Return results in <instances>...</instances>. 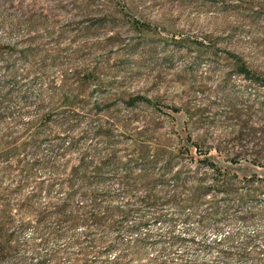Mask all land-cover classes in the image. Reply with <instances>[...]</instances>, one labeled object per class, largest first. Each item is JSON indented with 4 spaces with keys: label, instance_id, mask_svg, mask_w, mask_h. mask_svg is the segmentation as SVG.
<instances>
[{
    "label": "rangeland",
    "instance_id": "1",
    "mask_svg": "<svg viewBox=\"0 0 264 264\" xmlns=\"http://www.w3.org/2000/svg\"><path fill=\"white\" fill-rule=\"evenodd\" d=\"M236 58L257 79L237 73ZM62 84L75 97L74 109L61 107V97L55 99L40 151L47 154V142L56 144V126L69 128V135L64 129L58 132L64 137L56 146L61 151L69 136L76 138L72 153L64 157L69 166L81 156L90 170L103 162V136L94 135V128L105 120L129 124L125 134L157 121L156 128L150 126L151 136H161L156 142L176 141L178 132L185 136L187 121L192 139L200 138L205 147L234 136L244 122L259 129L264 124V0H0V136L23 138L27 124L38 116L37 95L47 102L52 88ZM18 90L27 91L29 99L24 101ZM136 95L151 99L159 111L145 103L133 111L125 107L124 101ZM228 98L235 101L236 111ZM172 106L180 112L173 113ZM169 115L175 118L174 129ZM211 154L239 180L250 179L247 184L235 181L228 197L217 188L209 193L215 209L207 201L196 211H177L167 202L141 203L142 189L125 195L115 178L103 180V169L91 173L84 188L95 193V212L103 218L107 204L128 213L110 255L138 236L144 238L140 257L123 259V264H264V160L252 163L251 157L237 156L231 162L213 149ZM26 156L27 161L33 158L29 152ZM182 162L192 183L196 163L189 158ZM9 163L0 162L3 187H14L18 180L17 168L6 177L2 173ZM50 177L46 168L35 166L22 193ZM211 181L208 174L203 182ZM58 182L48 198L40 194L39 203L61 200ZM73 204L84 215L91 209L82 190ZM132 223L138 224L134 233L129 231ZM83 229L75 227L70 236L79 243L68 244L65 236L49 240L45 246L22 248L24 259L2 264H36L34 253L57 254L45 264H103V221L98 227L89 222L87 237ZM23 237L33 238L31 229ZM81 247H87L84 257Z\"/></svg>",
    "mask_w": 264,
    "mask_h": 264
},
{
    "label": "trees",
    "instance_id": "2",
    "mask_svg": "<svg viewBox=\"0 0 264 264\" xmlns=\"http://www.w3.org/2000/svg\"><path fill=\"white\" fill-rule=\"evenodd\" d=\"M23 57V55H21ZM234 66L237 73L252 80L257 79L255 75L247 68L246 64L239 58L234 60ZM9 76L14 78V70L9 72ZM47 102L41 100V94H38L35 101V107L38 116L27 124V131L23 138L5 139L0 136V162L8 159L9 164L5 165L2 173L18 176L14 187L2 186L0 179V264L8 263L15 259H24L21 253L22 248L30 246L36 248L45 246L49 240L69 237L68 244L79 243L75 238H71L74 228L84 227L86 237L88 232L86 225L90 222L98 227L103 221V264H123V259L139 258L138 248L142 246L143 237L134 239L133 243L123 244L121 252L117 255H110L109 251L115 247V244L121 235V220L128 217L124 208L118 206L110 207L103 204V218L95 212L97 202L94 192H88L84 187L88 185L90 174L99 173L103 169V180L109 178L116 179L123 194L129 195L131 190L142 189L144 195L140 198L141 203L149 205H159L163 202L170 203L175 210L184 211L186 208L196 211L205 201L209 202L212 209H215L216 203L208 197L214 189H219L224 196L228 197L233 193L232 187L235 181L249 182V178L243 177L239 180L235 173L227 167L219 165L211 154L213 149L218 156H226L229 161L234 162L237 156L251 157L252 163H258L260 159L264 160V124L261 128L249 127L244 122L240 129L232 137L217 140L216 144L210 147L204 145L200 138L193 140L189 130V122H184L183 131L187 134L183 136L178 132L176 141L166 138L164 142H156L161 136H151V125L156 128L159 123L156 121L146 122L142 127H135V132L125 134L129 124L119 121L110 123L105 120L98 123L94 128V135L103 136V162L90 170L84 160V156L79 158L78 162L72 166L64 157L72 153V147L76 142L75 137L69 136L67 146L60 151L59 146L64 135H69V128H63L62 125L56 126L54 132L57 139L56 144L50 141L48 144V153L41 154V145L45 141L43 138V128L53 117L52 111L56 108L55 99L61 97L59 104L64 108H73L72 99L75 98L65 84L54 86ZM12 91L5 94L9 97ZM20 97L26 101L29 99L27 91L18 90ZM59 101V102H60ZM228 104L236 111V104L232 98L227 99ZM124 105L131 111L138 103H145L154 111H159L158 105L151 99L136 95L124 101ZM173 113L180 112L178 107H170ZM169 123L174 129V116L169 115ZM66 125V124H64ZM174 130V131H175ZM117 133V134H116ZM128 135V136H127ZM129 137V138H128ZM33 157L26 160V153ZM186 158L194 160L196 168L195 178L192 183L189 182V170L182 162ZM60 161V163H59ZM64 161V162H63ZM62 162V163H61ZM46 168L50 172V180H41L34 184L33 188L27 193H22L23 187L28 183V179L33 175L35 166ZM200 176H197L199 171ZM18 171V172H17ZM63 173V176L57 178V174ZM183 172L185 174L183 175ZM211 175V183L205 184V177ZM2 177V175L0 176ZM6 177V176H5ZM59 180L57 187L63 190V196L59 202L54 203L48 200L46 203H39V196L43 193L47 198L51 195L56 180ZM172 190L168 192L167 187L170 184ZM260 182V181H259ZM160 190H159V189ZM58 190V189H57ZM82 190L84 196L88 197L91 209L88 215L81 214L82 208L73 204L74 196ZM107 191H105V194ZM240 195L241 201L246 197ZM213 212L201 214L199 220ZM163 216L159 215L158 218ZM187 217H185L186 219ZM31 229L33 238L23 237V233ZM138 229V224L132 223L129 231L134 233ZM91 245L94 240L90 238ZM126 248L127 251H124ZM87 253V247L80 248V254L84 257ZM37 263L45 264L47 257L56 258L57 254H36ZM159 264H163L160 262Z\"/></svg>",
    "mask_w": 264,
    "mask_h": 264
}]
</instances>
